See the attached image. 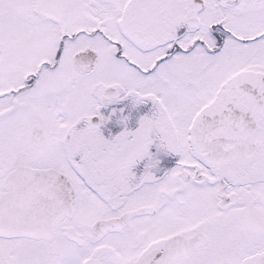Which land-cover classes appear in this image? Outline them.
I'll return each mask as SVG.
<instances>
[{"label": "snow or ice", "instance_id": "1", "mask_svg": "<svg viewBox=\"0 0 264 264\" xmlns=\"http://www.w3.org/2000/svg\"><path fill=\"white\" fill-rule=\"evenodd\" d=\"M0 264H264V0H0Z\"/></svg>", "mask_w": 264, "mask_h": 264}]
</instances>
